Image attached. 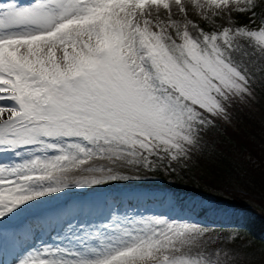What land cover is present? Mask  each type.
<instances>
[{
	"label": "snow or ice",
	"instance_id": "obj_1",
	"mask_svg": "<svg viewBox=\"0 0 264 264\" xmlns=\"http://www.w3.org/2000/svg\"><path fill=\"white\" fill-rule=\"evenodd\" d=\"M258 83L264 0L0 2V225L66 189L140 178L122 169L186 167ZM208 232L70 212L20 232L11 264H236L240 237Z\"/></svg>",
	"mask_w": 264,
	"mask_h": 264
},
{
	"label": "trees",
	"instance_id": "obj_2",
	"mask_svg": "<svg viewBox=\"0 0 264 264\" xmlns=\"http://www.w3.org/2000/svg\"><path fill=\"white\" fill-rule=\"evenodd\" d=\"M233 19L248 23L245 16ZM205 141L186 167L150 172L155 179L136 185L145 192L161 189L149 205L184 210L201 226L228 227L264 245V86L257 84L255 100L238 104L231 123L221 124Z\"/></svg>",
	"mask_w": 264,
	"mask_h": 264
},
{
	"label": "rangeland",
	"instance_id": "obj_3",
	"mask_svg": "<svg viewBox=\"0 0 264 264\" xmlns=\"http://www.w3.org/2000/svg\"><path fill=\"white\" fill-rule=\"evenodd\" d=\"M0 2H11V0H0ZM15 2L20 5H29L33 2V0H15ZM190 18L194 20L198 19L194 13L190 14ZM224 19L226 22L228 17L225 16ZM259 84L264 86V83ZM0 160L7 163L9 162L10 157L5 155L3 157H0ZM121 171L124 175H138L140 177L138 180L130 179L128 181L140 182L144 180H151L153 178L150 172H146L143 170L137 172L134 169H122ZM83 190L84 188H69L63 192L43 197L38 202H32L33 206L31 208H26L23 214L21 213L19 216H16L12 220L5 219L3 221V224L0 225V248H2L4 252L10 254L11 256H14L15 258L18 254L23 251L25 245H23L21 241L16 242L14 240V234L12 232L14 231V229L18 228L21 222H23L25 219H29V223L22 228L20 227L17 233H19L20 229L24 230L37 222L43 223L46 221H50L51 219L57 216L70 212H87L91 214L100 213V209H97L98 202L89 201L88 197H85L83 194L70 197L74 194V192L78 194L80 193V191ZM72 199H74V204L70 205L68 202ZM63 203H65L64 206H62ZM118 204L121 209H133V207L131 206H137L134 209L140 215L144 216L155 215L168 220L175 221L177 223H195L193 218L184 212H176L169 208H162L159 206L146 207L141 205L139 199L129 201V199L126 200L122 198L120 200V203ZM111 207L114 206H104L102 212H106L107 209ZM94 209H96V211H94ZM18 219L20 221L15 223L14 221ZM205 228L209 230L206 239H211L216 236L235 235L234 232L229 229L216 230L215 228ZM230 247L233 249L234 252L239 253V258L237 259L236 264H264V245L254 242L251 239L240 237V239H238L236 243L231 245Z\"/></svg>",
	"mask_w": 264,
	"mask_h": 264
},
{
	"label": "bare ground",
	"instance_id": "obj_4",
	"mask_svg": "<svg viewBox=\"0 0 264 264\" xmlns=\"http://www.w3.org/2000/svg\"><path fill=\"white\" fill-rule=\"evenodd\" d=\"M23 214V213H22ZM15 218V217H14ZM29 223V219H25L19 227H24ZM23 229H20L19 233L22 232ZM19 233H14L16 240H19ZM16 258L14 256H11L10 254H7L6 252H3L2 249H0V264H11L13 260Z\"/></svg>",
	"mask_w": 264,
	"mask_h": 264
}]
</instances>
